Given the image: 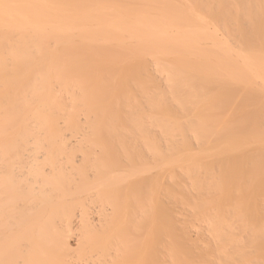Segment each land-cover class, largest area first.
<instances>
[{
    "label": "bare ground",
    "instance_id": "obj_1",
    "mask_svg": "<svg viewBox=\"0 0 264 264\" xmlns=\"http://www.w3.org/2000/svg\"><path fill=\"white\" fill-rule=\"evenodd\" d=\"M0 264H264V0H0Z\"/></svg>",
    "mask_w": 264,
    "mask_h": 264
}]
</instances>
